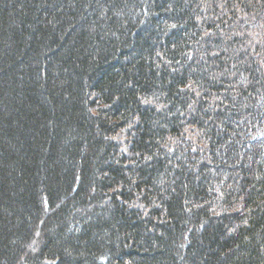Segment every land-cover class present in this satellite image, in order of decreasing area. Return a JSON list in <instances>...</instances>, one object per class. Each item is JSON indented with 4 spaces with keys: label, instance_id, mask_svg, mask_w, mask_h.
I'll list each match as a JSON object with an SVG mask.
<instances>
[{
    "label": "trees",
    "instance_id": "1",
    "mask_svg": "<svg viewBox=\"0 0 264 264\" xmlns=\"http://www.w3.org/2000/svg\"><path fill=\"white\" fill-rule=\"evenodd\" d=\"M209 1L0 0V264H264V11Z\"/></svg>",
    "mask_w": 264,
    "mask_h": 264
},
{
    "label": "rangeland",
    "instance_id": "2",
    "mask_svg": "<svg viewBox=\"0 0 264 264\" xmlns=\"http://www.w3.org/2000/svg\"><path fill=\"white\" fill-rule=\"evenodd\" d=\"M263 1L264 0H256V2L261 5V7L263 8V11H264V2ZM227 2H233L234 4L235 3L237 4V2H235V0H227ZM227 2H226V0H210L208 3H206V7H208V8H206V9L203 8V9L205 12H208V14L211 13L212 11H215V14L210 15V17H214L212 19L213 22H217L218 18L216 17L217 16L216 15L217 14L216 9L217 10L219 9L218 12H220L219 14H221V15L227 16L228 14L233 13L230 11V9L235 5L233 4L232 6H227ZM220 4H221V6L218 7ZM212 7H216V9H213ZM236 7H237V5H236ZM208 14H206V17H209ZM238 16H240V15H238ZM245 16L246 17H243V18H241V16H240L239 18H237L236 21L232 19L233 18L232 16H230L229 19H231L232 21H235L234 23L236 24L234 26V31L230 30L229 32L228 31L225 32L226 30H224V33L221 31H220V33L225 34L226 35L225 37H228V38L229 37L232 39L237 38V39H241V41L244 40L245 43L243 44L244 46H241L239 56L244 55L243 57L245 58L247 63L254 62V64L256 65V66L254 65L255 67L259 68L260 70L263 69V71H261V72H262V76L264 77V19H263L264 12L262 14V20H256L255 22H252L251 24L250 23L247 24L250 27H252V30L238 33L237 28L243 26V23L247 22L250 19V17L248 15H245ZM233 32H236V33H233ZM207 33L208 32L205 33V36L209 35ZM210 34H212V33H210ZM235 52H236V49H235ZM247 63H245V62L242 63V66H247ZM230 72H232V71H230ZM235 75H237V74L235 73ZM235 75H233V76H235ZM242 78L243 77L241 75V77L238 79V82L241 83V87H242V85H245L244 83H246V82L247 83L245 85V88H247L249 85H251L250 81L248 82V80H243ZM262 93L264 95L263 91H262ZM201 97H202V94H197L195 101H197V100L198 101L195 102L196 104H199V101L202 99ZM235 98H238V96H235ZM196 108H197V106H196ZM257 111L259 112V110H257ZM134 134H135L134 130L130 129L128 136L130 137V135L133 136ZM203 134L204 135H202V137H200L199 144H201V145L203 144V145H205V146L202 145L203 147L208 146V148H209L210 144L207 140L208 139L207 138V135H208L207 131L204 130ZM183 140H185V142H186V139H183ZM191 142H192V140L188 141V143H191ZM251 143L252 142H250V144ZM236 145H240V144H236ZM190 149L191 150L189 153L200 154V152H202L198 149H193V148H190ZM185 151L186 150H184V149L182 150V152H184V153H185ZM205 159H207V158H205ZM249 160H251L253 163H255V162L260 163L261 162L260 160H254L253 158H251Z\"/></svg>",
    "mask_w": 264,
    "mask_h": 264
}]
</instances>
